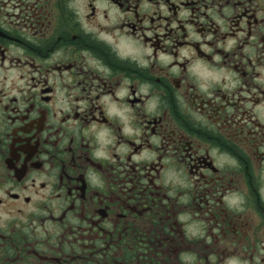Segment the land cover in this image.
Returning <instances> with one entry per match:
<instances>
[{
	"label": "flooded vegetation",
	"instance_id": "flooded-vegetation-1",
	"mask_svg": "<svg viewBox=\"0 0 264 264\" xmlns=\"http://www.w3.org/2000/svg\"><path fill=\"white\" fill-rule=\"evenodd\" d=\"M0 264H264V0H0Z\"/></svg>",
	"mask_w": 264,
	"mask_h": 264
}]
</instances>
